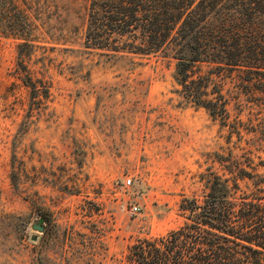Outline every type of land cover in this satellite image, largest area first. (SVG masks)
<instances>
[{"label": "rangeland", "instance_id": "374dc122", "mask_svg": "<svg viewBox=\"0 0 264 264\" xmlns=\"http://www.w3.org/2000/svg\"><path fill=\"white\" fill-rule=\"evenodd\" d=\"M15 1L32 31L21 64L0 36V264H122L135 240L181 226L206 169L264 161L259 94L222 78L235 129L222 126L176 95L169 50H85L87 0Z\"/></svg>", "mask_w": 264, "mask_h": 264}, {"label": "trees", "instance_id": "16d2710c", "mask_svg": "<svg viewBox=\"0 0 264 264\" xmlns=\"http://www.w3.org/2000/svg\"><path fill=\"white\" fill-rule=\"evenodd\" d=\"M85 16V50L107 59L169 50L176 95L222 126L235 129L226 124L222 78L236 96L264 100V0H87ZM31 31L16 1L0 0V36L20 41L18 64L29 55ZM21 82L33 98L30 79ZM227 160L223 175L199 176V197L180 200L181 226L135 240L122 264H264V161L241 165L230 153Z\"/></svg>", "mask_w": 264, "mask_h": 264}, {"label": "built area", "instance_id": "2783aa9c", "mask_svg": "<svg viewBox=\"0 0 264 264\" xmlns=\"http://www.w3.org/2000/svg\"><path fill=\"white\" fill-rule=\"evenodd\" d=\"M129 182H130V181H129L128 179H126V180L124 181V184H125V185H128ZM137 212H138V208H137L136 206H132V207H130V214H131V215H136Z\"/></svg>", "mask_w": 264, "mask_h": 264}, {"label": "water", "instance_id": "95a60500", "mask_svg": "<svg viewBox=\"0 0 264 264\" xmlns=\"http://www.w3.org/2000/svg\"><path fill=\"white\" fill-rule=\"evenodd\" d=\"M36 230L40 231V228L38 227Z\"/></svg>", "mask_w": 264, "mask_h": 264}]
</instances>
